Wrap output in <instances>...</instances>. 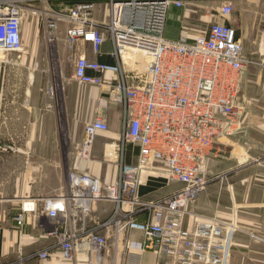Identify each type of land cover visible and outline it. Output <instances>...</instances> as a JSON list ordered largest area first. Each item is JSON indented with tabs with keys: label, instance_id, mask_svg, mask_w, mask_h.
<instances>
[{
	"label": "built area",
	"instance_id": "built-area-1",
	"mask_svg": "<svg viewBox=\"0 0 264 264\" xmlns=\"http://www.w3.org/2000/svg\"><path fill=\"white\" fill-rule=\"evenodd\" d=\"M73 1L0 0V62L24 52L27 11L41 17L49 50L58 52L60 42L69 50L81 43L101 56L109 40L115 63L89 61L83 52L75 61L73 79L85 86L106 87L107 97L101 100L122 105V141L139 149L138 162L128 164L123 150L114 149L108 157L116 163L118 177L111 184L72 168L63 193L22 199L15 217L18 228L25 227L27 214L49 217V225L46 222L42 228L54 242L38 254L44 261L59 249L67 262L82 257L85 264H105L111 231L116 244L130 233L143 235L139 252L129 253L126 264H142L146 252L156 256L155 264H226L229 241L222 224L209 219L192 229L185 227L184 211L212 181L206 169L216 144L235 135L247 117L239 95L248 60L236 29L215 22L206 36L173 41L165 37L169 9L183 6L182 0H107L105 23L96 19L98 0L71 5ZM232 12L233 5L225 4L219 18L227 19ZM61 23L67 24L63 38L58 34ZM137 55L147 67L138 71L134 59L132 83L128 73ZM106 72L118 78L106 82L102 77ZM48 92L56 97L55 86ZM99 110L107 108L99 105ZM107 132L108 121L101 115L87 123L83 140L74 147L78 161H90L97 135ZM155 163L165 164L167 178L183 185L182 191L161 204L140 198V189L147 184L142 173ZM101 202L112 203L113 213L87 225ZM143 213H149L148 221L136 220Z\"/></svg>",
	"mask_w": 264,
	"mask_h": 264
},
{
	"label": "crops",
	"instance_id": "crops-1",
	"mask_svg": "<svg viewBox=\"0 0 264 264\" xmlns=\"http://www.w3.org/2000/svg\"><path fill=\"white\" fill-rule=\"evenodd\" d=\"M83 1L87 0H74L71 5ZM182 1L183 6L172 5L169 9L165 28L167 39L177 41L185 38L192 42L197 37L206 36L213 23L221 22L236 29L244 52L252 51L253 46H257L254 52H258L260 60L264 61V0ZM228 3L233 5L232 15L227 19L219 18L221 8ZM97 5L96 19L107 22V0H98ZM66 28V23L60 24L58 34L61 38ZM112 50L113 46L107 40L102 46L101 56L93 55L88 47L85 52L89 61L114 64L115 60L109 55ZM135 62L137 70L141 72L139 59H135ZM130 66L133 71L128 76L130 82L134 83V58ZM32 67L34 65L29 66L26 61L0 62V264H85L82 257L74 262L62 260L59 249L54 250L49 260L38 258V254L54 242L42 228L46 222L49 225L50 219L27 214L25 227L20 230L15 217L20 212L22 199L63 193L68 187V173L74 167L82 168L106 184L114 183L118 177V167L110 161L108 153L122 149L125 161L136 165L139 149L122 141L125 123L123 107L108 99L101 100L107 97L106 87H90L68 80L60 105L58 90L56 97L52 98L49 89L44 91L41 82L36 81L32 74L28 76L27 69ZM102 77L106 82L118 78L109 72L103 73ZM56 83H59L58 80ZM243 83L244 77L242 87ZM241 91L240 102H247L246 94L243 92V96ZM99 105L107 110L101 113ZM99 115L107 119L109 132L97 135L90 161L76 162L72 155L70 157L69 153H65L63 146L72 148L81 142L85 125ZM61 131L67 133V143L61 139ZM239 134H243L242 145L236 139ZM155 164L164 166L166 172L165 164ZM206 170L208 176H217V183L200 195L194 213L213 219L217 212L225 220L238 221L243 231L244 259H248L244 264H261L264 262V107L259 108L257 113L255 110L248 112L238 133L216 144ZM220 175H225V182L219 180ZM154 177L160 179L162 176ZM167 187L163 180L155 184L147 181L140 189V198L145 202L163 199L169 195ZM215 206L219 208L216 210ZM113 210L114 205L110 202L96 204L87 225L109 218ZM148 219L149 213L136 218L143 222ZM185 227H190L187 219ZM108 235L111 247L105 254V264H114V260L116 264H126L128 254L138 253L143 243V235L139 232L128 234L117 244L111 231H108ZM155 262L153 253L142 254V264Z\"/></svg>",
	"mask_w": 264,
	"mask_h": 264
},
{
	"label": "rangeland",
	"instance_id": "rangeland-1",
	"mask_svg": "<svg viewBox=\"0 0 264 264\" xmlns=\"http://www.w3.org/2000/svg\"><path fill=\"white\" fill-rule=\"evenodd\" d=\"M23 30L25 45L24 52L21 54L9 55L7 59L15 63L26 61L29 66H37V68L32 67L33 69H27L28 76L32 74L36 81L41 82L44 91H48V89L52 87V85L55 86L56 91L58 90V101L61 105L65 96V83H67L68 80L75 81L73 79L75 61L81 53L87 51V46L82 45L81 43H77L73 45V50L70 51L60 43V45L58 46V52L57 50L53 51L52 48L49 50L45 41V33L41 17L32 11L26 12ZM253 47L254 49L252 51L244 52L248 60V64L245 68L244 83L241 94L243 95L245 93L247 96V100H245L247 102L243 103L247 109V113L253 112L254 110L257 113L259 108L264 107V61L260 60L261 56L258 54V52H254L257 46ZM138 59L140 61V70L143 72L147 67L146 60L141 55L138 57ZM57 65L58 67H56ZM57 80L59 82L58 84L56 83ZM252 119L253 118L251 117V123ZM253 123H255L254 120ZM66 134L67 133L65 131L60 132V137L64 140V143H67ZM242 135L243 134L236 135L238 136V138L236 139L240 141V143L243 140ZM74 147L71 148L69 146H63V149L65 153H69L70 157L72 155L74 157V160L78 162V159L75 156ZM109 155H111V153H108V156ZM100 159L103 160V157H100ZM142 176L143 180L148 181L149 183L152 182L155 184L156 181L162 180L163 182L167 183L168 187L166 191H168L169 195L167 194L168 196L166 197L173 198L175 194L183 190V185L167 178L164 166H162L161 164H154L150 166L149 168L144 170ZM153 176H164L165 178L161 177L159 179L157 177L153 178ZM220 176H218V178ZM215 177H210L212 178V181L207 186V188L212 184L217 183ZM224 179L219 180L224 181ZM199 197L197 199L189 201L185 206L184 216L185 219H187L188 225H190L191 229L194 228L197 223L204 222L207 219H210V217L194 213V207L199 202ZM163 199H156L154 201V204H161ZM218 208L219 207L215 206L216 210ZM212 218L216 219L222 224V226L224 227V232L226 233V235H228L229 248L227 251L226 264H244L246 263V261L248 262V259H244L243 254V231L241 229V224L238 223V221L225 220L220 217L217 212L214 213V216ZM262 256L264 259V253L262 254ZM261 264H264V262H262Z\"/></svg>",
	"mask_w": 264,
	"mask_h": 264
},
{
	"label": "bare ground",
	"instance_id": "bare-ground-1",
	"mask_svg": "<svg viewBox=\"0 0 264 264\" xmlns=\"http://www.w3.org/2000/svg\"><path fill=\"white\" fill-rule=\"evenodd\" d=\"M138 57H139L138 55H137V56H134V59L138 60ZM110 153H111V152H110Z\"/></svg>",
	"mask_w": 264,
	"mask_h": 264
}]
</instances>
